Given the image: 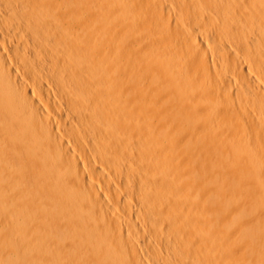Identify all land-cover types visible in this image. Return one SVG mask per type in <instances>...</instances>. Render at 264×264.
I'll list each match as a JSON object with an SVG mask.
<instances>
[{
    "label": "bare ground",
    "instance_id": "1",
    "mask_svg": "<svg viewBox=\"0 0 264 264\" xmlns=\"http://www.w3.org/2000/svg\"><path fill=\"white\" fill-rule=\"evenodd\" d=\"M0 264H264V0H0Z\"/></svg>",
    "mask_w": 264,
    "mask_h": 264
},
{
    "label": "rangeland",
    "instance_id": "2",
    "mask_svg": "<svg viewBox=\"0 0 264 264\" xmlns=\"http://www.w3.org/2000/svg\"><path fill=\"white\" fill-rule=\"evenodd\" d=\"M51 100V99H50ZM48 101V103H49V105H51L50 107H52V108H54L57 104H58V102H59V104H62V105H64V107L67 109V105H65V103H63L62 101H61V99H59V101L57 100H55V101H53V100H51V101H49V100H47ZM56 102H57V104H56ZM61 102V103H60ZM55 104V105H54ZM58 104V105H59ZM57 105V106H58ZM59 116H58V122H60V123H58V125H60L61 127L62 126H65V125H70V123L72 124V116L71 115H67V114H63V115H61V114H58ZM71 116V117H70ZM61 117V118H60ZM68 117V118H67ZM57 126V125H56ZM94 129H96V128H94ZM94 129H92V134L93 135H91L90 137H88V143H89V145L91 146V147H94L95 148V146H99L100 147V145H98V143H101V138L99 137V135L97 134V130H98V128H97V130H94ZM96 135V136H95ZM97 137V138H96ZM100 139H99V138ZM94 140V141H93ZM100 140V141H99ZM93 141V142H92ZM96 142V143H95ZM95 144V145H94ZM99 147L98 148H95V150L93 151V153L96 155V156H94V154H93V157L95 158H99L100 156H99V154L97 153L98 152V150L97 149H99ZM99 151H100V149H99ZM48 153V152H47ZM46 153V154H47ZM97 154H98V156H97ZM100 155H101V153H100ZM99 160V159H98ZM102 179V177L100 178V180ZM103 183V182H102Z\"/></svg>",
    "mask_w": 264,
    "mask_h": 264
}]
</instances>
